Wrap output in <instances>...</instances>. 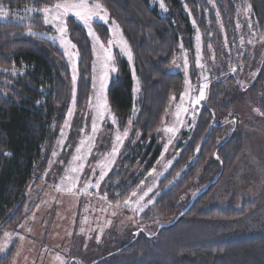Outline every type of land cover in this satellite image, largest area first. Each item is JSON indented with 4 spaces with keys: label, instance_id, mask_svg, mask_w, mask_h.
Listing matches in <instances>:
<instances>
[{
    "label": "trees",
    "instance_id": "16d2710c",
    "mask_svg": "<svg viewBox=\"0 0 264 264\" xmlns=\"http://www.w3.org/2000/svg\"><path fill=\"white\" fill-rule=\"evenodd\" d=\"M240 1L248 8L252 29L264 31V0ZM100 2L131 48L138 79L134 99L128 66L123 59L117 60L118 76L109 81L107 88L111 111L120 127L131 120L143 143L136 153L122 152L99 188L107 201L115 204L126 200L140 179L133 174L129 177V170L137 163H144L147 169L157 158L155 138L162 119L173 97L182 93V72H169L168 67L180 46L193 59V28L185 8L190 9L202 29L208 20L214 26L215 17L211 11L204 23L200 16L205 11L198 15L196 0H163L167 9L163 13L152 0ZM54 3L56 0H0V7L9 12L7 17H0V231L15 228L24 217L25 191L37 169L49 161L71 100V77L61 50L45 36L26 35L29 30L44 33L47 29L42 14L26 9ZM214 11L230 37L235 27L234 1L215 0ZM68 27L69 38L80 56L75 84V110L80 112L92 93L93 55L84 27L73 17L69 18ZM93 27L105 42L107 28L100 22ZM235 86L231 74L209 81L186 149L160 182L154 203L141 214L148 219L153 215L158 219L173 216L170 221L152 233L137 231L125 244L106 251L89 264H264V232L247 235L238 231L237 224L246 212L233 208L231 203L207 206L212 187L232 168L242 151L235 129L225 135L223 124L217 122L225 117L237 121L230 114V96L246 92L260 114L264 113L262 76L258 75L245 88ZM217 174L220 176L214 183H208L179 205L181 195L199 175L208 181ZM11 260L12 250L0 255V264H11ZM68 264H72L71 260Z\"/></svg>",
    "mask_w": 264,
    "mask_h": 264
},
{
    "label": "rangeland",
    "instance_id": "374dc122",
    "mask_svg": "<svg viewBox=\"0 0 264 264\" xmlns=\"http://www.w3.org/2000/svg\"><path fill=\"white\" fill-rule=\"evenodd\" d=\"M233 1L235 4V27L230 37L223 30L219 17L214 11L215 0H196L199 4L198 15H201L203 9L205 11V14L200 16L203 18L204 23L205 19L208 18L207 14L211 11L213 17L216 18H214V26L208 20L207 26H204L203 29L198 26L197 19H195L190 9L185 8L188 15H190V23L193 28L194 63H191L193 60L192 55L188 56L187 52L180 46L179 52L168 67L169 72H182L184 82L181 95L191 90V98H195L199 94L202 83L208 85L212 78L223 79L229 74L234 77L236 88H245L258 75L262 76L264 80V31L255 32L252 27L249 28V25L245 30L244 25L249 24L248 12H246L248 8L244 1ZM152 2L157 5L160 12H166L160 7L161 0H152ZM112 21L109 18V24L104 25L108 30V38L105 42H102L106 46L108 40L112 39V32L109 31V28L112 27ZM97 22L99 21L95 23ZM209 26L211 27L209 28ZM44 33H46L45 37L47 38L56 35L55 29L50 25H47ZM122 37L125 40L123 35ZM197 37H199V40ZM88 39L92 49V60L94 61L96 57L93 54V41L89 36ZM53 43L61 50L67 62L73 89L72 63L64 55V50L59 42ZM197 46L200 48V63L203 68L198 67L196 63ZM113 54L116 57V69L118 59H123L126 62L133 82L134 99H136L138 79L135 71L133 74V60L129 61L126 55L120 54L118 44L113 45ZM185 57L187 58V66L184 63ZM232 68H235L236 71L232 72ZM93 74L92 67V77ZM117 76L118 69L116 72L110 73V80L115 79ZM204 76L208 78L206 81L202 79ZM180 97L171 100L162 119L159 132L155 138V145L159 147V153L155 161L147 169H144V163H137L134 168L129 170V177L133 174L136 178L140 176V179L133 186L134 188L127 199L133 192H136L139 196L148 187L154 186L153 191L141 203L147 204L149 199L154 201L159 194L160 182L179 157L181 151L188 145L191 130L196 123L203 101L193 107L191 98L187 95L184 97V106L189 111L181 113L180 119L183 120V125H181L176 117L177 106L181 103ZM230 101H233L230 114L234 115L233 117L237 118V121L235 122L234 119L230 121V117H225L222 121L217 122L223 124V134L225 135L235 129L242 144L241 154L232 168L224 175H211L212 177L208 181H205V178L199 175L191 186L183 192L179 205H183L186 200L220 176L212 187V194L207 201V206L221 207L231 203L233 208L237 210L241 208L243 212H246L245 217L237 224L240 233L247 235L263 233L264 116L260 114L256 108V102L246 92L234 93L230 96ZM70 107H72V95L69 103ZM67 113L62 121L61 128L64 127ZM193 115L195 119H193ZM91 117L89 101L80 112L74 111L73 116L70 118L71 130L65 129L67 140L63 150L61 151L57 144L62 139L60 131L52 150V153L56 151L59 155L53 157L51 153L49 161L54 159L56 163L50 166L49 161H47L46 165L44 163L43 167L38 168L33 181L25 191L24 217L15 228L0 231V246L7 244L6 250L0 252V255L12 250L11 264H68L69 260L72 264H89L106 251L125 244L131 235L137 231L152 233L157 226L168 223L170 218L173 217L158 219L153 215V218L148 219L141 216V214L152 204H149L143 212L139 210L132 211L124 206L125 200L117 206V203H110L107 199H102L101 197L104 194L100 192V189L88 188L83 191L84 185L89 181L93 184L96 183L100 171L98 164L102 163L104 155L111 151L114 137L118 131L122 133L127 128L129 129V136L124 141V145L120 149V153L111 169L118 162L122 152H124L123 155L125 152H128V154H131V152L136 153V150L143 146L140 133L135 131L132 122L129 124L130 120H128L123 127H120L116 116L118 128L117 125L111 123L109 118H106L101 125V130L97 134L96 147L92 155L89 156L84 171L77 174L79 176L77 191L67 192L62 190L65 187L62 177L70 175L66 172V169L70 167L69 162L75 153V148L80 140L91 132ZM167 127L179 128L176 135L172 137L171 144L168 143L170 134L165 131ZM81 129H84L83 134ZM148 143L149 140L144 143L145 148ZM165 145H167V150H165ZM60 161H63V164ZM93 167L97 168L95 176L92 174ZM153 169H155V172L150 175L149 173ZM45 173L47 174L45 175ZM160 173L162 175H158ZM177 178L171 180L167 186L171 185ZM142 181L143 184H141ZM58 185L61 186L60 189H58ZM136 198L132 197L133 200ZM5 232L11 234V239L4 236ZM21 236L23 239H20Z\"/></svg>",
    "mask_w": 264,
    "mask_h": 264
},
{
    "label": "snow or ice",
    "instance_id": "6c2138e0",
    "mask_svg": "<svg viewBox=\"0 0 264 264\" xmlns=\"http://www.w3.org/2000/svg\"><path fill=\"white\" fill-rule=\"evenodd\" d=\"M160 7L161 9L167 11L163 0H161ZM250 8L251 6L249 5V10ZM26 11L42 14L43 23L45 25L52 26L56 32V35L49 36L48 39L52 42H59L60 46L64 50V55L67 56L69 61L72 63V82L74 85L72 89V107H70L68 110L64 127L60 129V136L62 137V139L58 141L57 144L61 151L63 150L65 141L67 140L65 129L71 130L70 118L73 116L75 111V84L78 79V63L80 60L77 46L69 38V18L74 17L75 21L86 29L87 35L91 37L93 41V54L96 58L93 61L92 65L94 73L92 77L93 96L89 98V108L92 113L91 132L84 138H82L75 148V153L73 154L72 159L69 162L70 167L66 169V172L70 173V175L62 177V181L65 184V187L62 190H65L67 192H75L77 191V182L79 180V176L77 174L84 171L88 158L90 155H92L93 150L96 147L97 134L101 130V125L104 123L106 118H109L113 125H117L116 117L111 113V107L107 97V88L110 81V73L117 71L115 67L116 57L113 54V45L118 44L120 54L126 55L129 61L132 60L133 54L131 48L127 44V41L123 39L121 30L119 29V26L115 23V21H112V27L109 28V31L112 32V39L108 40L107 46L100 40L98 34L93 28V24L96 21L101 22L102 26L109 24V15L107 9L104 8L100 0H56V3L51 6H45L39 9L31 8L26 9ZM8 15V11L0 8V17H7ZM17 19L22 21L24 17H17ZM193 23H195V21H193ZM237 26L239 27V25ZM251 27L252 23L251 21H249V28ZM26 35L33 37L37 35L45 36L46 33H36L29 30ZM197 39L199 40V37H197ZM249 43H251V41H249ZM184 63L185 66H187L186 57ZM196 63L198 67L203 68V65L200 63L199 46H197ZM231 71L235 72L236 69L232 68ZM202 79L206 81L208 78L204 76L202 77ZM207 87V83H202L199 88V94L198 96H195V98H191V90L181 95V103L177 106L176 112L177 120L181 125H183V120L180 119L181 113H187L189 111V109L184 106V97L186 95L189 96L191 98V104L193 105V107H195L206 98ZM173 99H175V97H173ZM261 115H264V113H261ZM193 119H195L194 115ZM129 124H131V120L129 121ZM165 131L170 134L168 143L171 144L172 137L176 135V133L179 131V128L167 127ZM81 133H84V129H81ZM128 136L129 129L127 128L124 129L122 133H120L119 131L117 132V135H115L114 137V143L111 151L105 154L103 157V162L98 164L100 171L99 176L96 179V183L93 184L89 181L84 185L83 191H86L88 188H100L101 182L105 179L108 172L111 171V167L115 163V160L120 153V149L123 147L124 141ZM165 150H167V145H165ZM58 155V152L53 151V157H57ZM53 163H56V160L53 159L49 161L50 166ZM60 163L63 164V161H60ZM96 170V167L92 168V174L94 176L96 175ZM153 172H155V169H153L149 174L151 175ZM46 174L47 173H45V175ZM158 175H162V173ZM143 183L144 182L142 181L141 184ZM57 187L58 189H60L61 186L58 185ZM153 187H148L147 190L143 191V194L139 196H137L136 192H133L129 199L124 201V206L131 209L132 211L139 210L143 212L149 204L154 203L153 199H149L147 201V204L141 203L142 201H144L145 197H148L149 193L153 191ZM132 197L137 198L133 200ZM101 198L106 199V194ZM117 206H119V202H117ZM4 236L11 239V234L8 232H5ZM20 239H23V237L21 236ZM6 248L7 244H5L4 246H0V252L5 251Z\"/></svg>",
    "mask_w": 264,
    "mask_h": 264
}]
</instances>
